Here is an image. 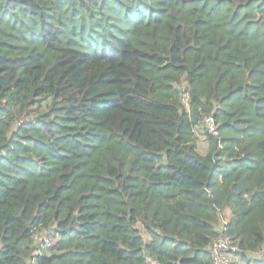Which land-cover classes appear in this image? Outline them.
Listing matches in <instances>:
<instances>
[{"label": "trees", "instance_id": "obj_1", "mask_svg": "<svg viewBox=\"0 0 264 264\" xmlns=\"http://www.w3.org/2000/svg\"><path fill=\"white\" fill-rule=\"evenodd\" d=\"M221 235L264 264V0H0V264H212Z\"/></svg>", "mask_w": 264, "mask_h": 264}, {"label": "built area", "instance_id": "obj_2", "mask_svg": "<svg viewBox=\"0 0 264 264\" xmlns=\"http://www.w3.org/2000/svg\"><path fill=\"white\" fill-rule=\"evenodd\" d=\"M186 95V92H184L183 97L185 98ZM20 122H15V125L19 124ZM205 122L208 123L210 129L212 130V119L210 117H207L205 118ZM47 242V245H50V242ZM230 244L231 242L229 237L223 235L212 241L209 247L212 264H230V251L231 249H233Z\"/></svg>", "mask_w": 264, "mask_h": 264}, {"label": "rangeland", "instance_id": "obj_3", "mask_svg": "<svg viewBox=\"0 0 264 264\" xmlns=\"http://www.w3.org/2000/svg\"><path fill=\"white\" fill-rule=\"evenodd\" d=\"M198 136H200V135H198ZM198 146H199L200 150H203L205 148V144L203 142V138L202 137H199ZM226 215H227V212H226Z\"/></svg>", "mask_w": 264, "mask_h": 264}, {"label": "crops", "instance_id": "obj_4", "mask_svg": "<svg viewBox=\"0 0 264 264\" xmlns=\"http://www.w3.org/2000/svg\"><path fill=\"white\" fill-rule=\"evenodd\" d=\"M228 215H229V211H227V215H226L227 217H225L226 219H224V220H227V218H228Z\"/></svg>", "mask_w": 264, "mask_h": 264}]
</instances>
